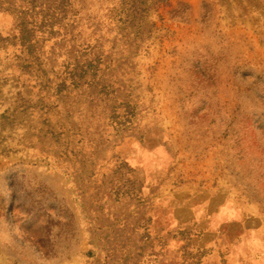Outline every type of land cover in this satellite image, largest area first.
Returning a JSON list of instances; mask_svg holds the SVG:
<instances>
[{"label":"rangeland","instance_id":"1","mask_svg":"<svg viewBox=\"0 0 264 264\" xmlns=\"http://www.w3.org/2000/svg\"><path fill=\"white\" fill-rule=\"evenodd\" d=\"M140 1L0 0V264H264V0Z\"/></svg>","mask_w":264,"mask_h":264},{"label":"trees","instance_id":"2","mask_svg":"<svg viewBox=\"0 0 264 264\" xmlns=\"http://www.w3.org/2000/svg\"><path fill=\"white\" fill-rule=\"evenodd\" d=\"M149 2H153V1L150 0ZM156 2H157V0L154 1V3H156ZM147 5H148L147 0H141V1H140V6H139V9H138V10H139L140 12H142L143 10L146 9ZM134 9H135V8H134Z\"/></svg>","mask_w":264,"mask_h":264},{"label":"crops","instance_id":"3","mask_svg":"<svg viewBox=\"0 0 264 264\" xmlns=\"http://www.w3.org/2000/svg\"><path fill=\"white\" fill-rule=\"evenodd\" d=\"M263 253H264V252H263ZM263 253H262V254H263ZM261 261H262V262H264V258H262V260H261Z\"/></svg>","mask_w":264,"mask_h":264}]
</instances>
